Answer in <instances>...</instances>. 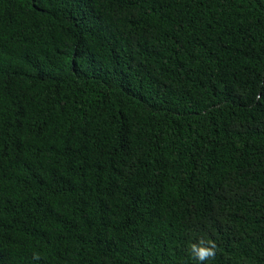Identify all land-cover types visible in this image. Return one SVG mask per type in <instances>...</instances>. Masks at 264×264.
I'll return each instance as SVG.
<instances>
[{
  "label": "trees",
  "instance_id": "1",
  "mask_svg": "<svg viewBox=\"0 0 264 264\" xmlns=\"http://www.w3.org/2000/svg\"><path fill=\"white\" fill-rule=\"evenodd\" d=\"M201 237L264 264V0H0V264Z\"/></svg>",
  "mask_w": 264,
  "mask_h": 264
},
{
  "label": "clouds",
  "instance_id": "2",
  "mask_svg": "<svg viewBox=\"0 0 264 264\" xmlns=\"http://www.w3.org/2000/svg\"><path fill=\"white\" fill-rule=\"evenodd\" d=\"M189 247L193 257L200 261L201 264L215 258L217 245L214 240H208L207 243H205L204 238L201 237L199 243H192ZM33 256L35 260L41 258L39 253H34Z\"/></svg>",
  "mask_w": 264,
  "mask_h": 264
}]
</instances>
